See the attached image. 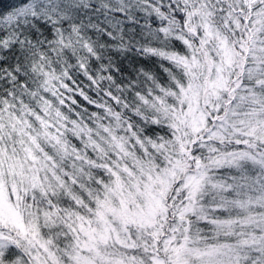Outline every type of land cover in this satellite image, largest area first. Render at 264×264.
Masks as SVG:
<instances>
[{"label":"snow or ice","instance_id":"snow-or-ice-1","mask_svg":"<svg viewBox=\"0 0 264 264\" xmlns=\"http://www.w3.org/2000/svg\"><path fill=\"white\" fill-rule=\"evenodd\" d=\"M0 264H264V0H0Z\"/></svg>","mask_w":264,"mask_h":264}]
</instances>
